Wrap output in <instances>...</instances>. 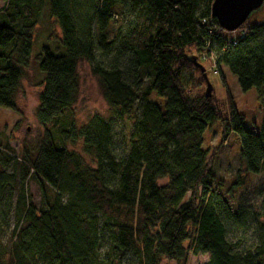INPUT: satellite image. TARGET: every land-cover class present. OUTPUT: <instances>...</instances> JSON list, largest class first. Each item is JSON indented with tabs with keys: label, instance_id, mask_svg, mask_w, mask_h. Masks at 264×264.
Instances as JSON below:
<instances>
[{
	"label": "trees",
	"instance_id": "trees-1",
	"mask_svg": "<svg viewBox=\"0 0 264 264\" xmlns=\"http://www.w3.org/2000/svg\"><path fill=\"white\" fill-rule=\"evenodd\" d=\"M2 1L0 108L16 111L43 14L60 38L51 48L56 54L44 47L36 59L42 134L35 153L22 149L14 157L0 146V168L19 169L8 184L31 180L40 190L38 205L19 193L14 217L21 225L0 264H123L128 255L136 264L181 263L190 254L208 255L204 264H264V202L257 211L240 207L233 194L239 177L217 178L213 155L202 147L207 126L220 122L224 134L241 138L243 172H264V21L249 16L225 32L211 16L213 0ZM121 14L127 19L112 28ZM192 52L212 57L224 113L213 94L206 97ZM80 62L97 78L107 114L78 127L71 110ZM223 69L242 92L255 88L263 115L258 133L245 130ZM116 122L126 124L121 153ZM250 222L256 243L239 249L228 234Z\"/></svg>",
	"mask_w": 264,
	"mask_h": 264
},
{
	"label": "rangeland",
	"instance_id": "rangeland-1",
	"mask_svg": "<svg viewBox=\"0 0 264 264\" xmlns=\"http://www.w3.org/2000/svg\"><path fill=\"white\" fill-rule=\"evenodd\" d=\"M45 13V12H44ZM127 16L114 15L111 20V27L117 28L125 21ZM250 19L255 22L264 21V5L250 14ZM60 38L58 26L52 20H48L43 14L41 20L34 31L33 46L29 68L20 83V88L15 94L16 111L0 108V146L8 145L14 157H19L21 150H26L29 154H34L42 128L36 121L35 111L38 106V97L42 90L39 82L41 72L37 66L38 54L44 47L56 54L54 48ZM62 52V49H61ZM190 55L196 56L198 63L204 68L207 80L211 86V94L218 100L222 113L226 110L225 89L220 82L219 75L215 71L212 57L205 55L197 56L195 52ZM195 57V58H196ZM225 85L227 86L236 110L244 117V128L246 131L258 133L262 122V112L259 107L255 88L242 92L239 88L237 78L223 69ZM78 76V96L76 103L72 107V116L76 126L83 125L93 115L106 116L107 105L102 97L100 86L96 77L91 73L90 67L85 62H80L77 66ZM205 91V86L204 89ZM152 102L159 103V99L154 95ZM161 106V105H160ZM163 109V107H162ZM118 153L123 150V140L126 135V124L116 122L114 125ZM67 147L72 146L67 143ZM203 149L213 155V170L217 178L224 182H232L239 177L238 186L233 194L238 205L248 211H257L264 202V172L258 175H247L243 172L244 166L239 161L238 152L241 147V138L229 132L224 134L220 122H214L207 126L203 134ZM74 150L80 152L81 144L78 143ZM88 163L90 160L85 158ZM16 167L18 165L16 164ZM19 169H1L0 176V256L5 255L10 248L13 231L21 225L14 217V206L18 195L23 191L31 202L35 205L40 203V190L34 181L28 180L21 185L16 179L15 185H9L10 177L18 176ZM7 181V182H6ZM165 180L159 181L158 185H164ZM250 221V220H249ZM253 221V219H251ZM228 238L238 245L239 249L250 247L256 243L257 234L254 224L250 222V228L246 231L232 230ZM209 259L206 254L188 255L185 262L175 263L161 259L160 264H204ZM123 264H136V260L129 255Z\"/></svg>",
	"mask_w": 264,
	"mask_h": 264
},
{
	"label": "water",
	"instance_id": "water-1",
	"mask_svg": "<svg viewBox=\"0 0 264 264\" xmlns=\"http://www.w3.org/2000/svg\"><path fill=\"white\" fill-rule=\"evenodd\" d=\"M264 0H213L211 4V16L216 19L218 26L225 32L236 31L250 16L252 12L259 9ZM194 64L203 73L205 79V95L211 96V86L207 80L204 68L193 60Z\"/></svg>",
	"mask_w": 264,
	"mask_h": 264
},
{
	"label": "crops",
	"instance_id": "crops-1",
	"mask_svg": "<svg viewBox=\"0 0 264 264\" xmlns=\"http://www.w3.org/2000/svg\"><path fill=\"white\" fill-rule=\"evenodd\" d=\"M3 6V1L0 0V8Z\"/></svg>",
	"mask_w": 264,
	"mask_h": 264
}]
</instances>
